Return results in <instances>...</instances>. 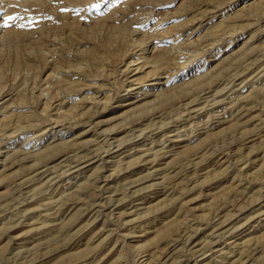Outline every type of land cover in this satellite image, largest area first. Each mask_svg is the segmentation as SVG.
<instances>
[{
    "label": "rangeland",
    "instance_id": "rangeland-1",
    "mask_svg": "<svg viewBox=\"0 0 264 264\" xmlns=\"http://www.w3.org/2000/svg\"><path fill=\"white\" fill-rule=\"evenodd\" d=\"M0 264H264V0H0Z\"/></svg>",
    "mask_w": 264,
    "mask_h": 264
},
{
    "label": "bare ground",
    "instance_id": "bare-ground-1",
    "mask_svg": "<svg viewBox=\"0 0 264 264\" xmlns=\"http://www.w3.org/2000/svg\"><path fill=\"white\" fill-rule=\"evenodd\" d=\"M137 93V92H136ZM169 136V135H168ZM167 151V150H166ZM82 156V155H81ZM72 157V156H71ZM103 160V159H102ZM143 161V160H142ZM71 168V167H70ZM157 189H158V187H157ZM11 201V200H10ZM190 235V234H189ZM19 256H20V254H19Z\"/></svg>",
    "mask_w": 264,
    "mask_h": 264
}]
</instances>
